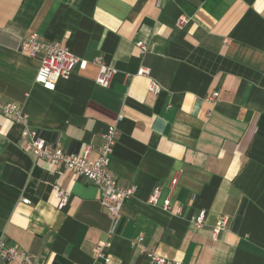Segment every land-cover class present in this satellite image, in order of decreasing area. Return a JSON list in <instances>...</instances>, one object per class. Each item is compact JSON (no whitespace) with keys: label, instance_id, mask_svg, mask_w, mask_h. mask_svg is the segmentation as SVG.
<instances>
[{"label":"crops","instance_id":"obj_1","mask_svg":"<svg viewBox=\"0 0 264 264\" xmlns=\"http://www.w3.org/2000/svg\"><path fill=\"white\" fill-rule=\"evenodd\" d=\"M180 16L190 18L184 28ZM31 36L61 43L86 67L45 89L36 83L43 55L21 49ZM98 57L117 70L109 88L96 83ZM143 66L158 95L138 75ZM0 102L23 108L54 148H92L90 162L116 127L111 171L137 188L106 263L97 246L113 224L98 188L25 152L23 126L0 114V240L36 264H151L143 248L179 264H264V0H0ZM54 185L70 194L63 209ZM169 197L171 212L161 207ZM203 210L197 229L191 219Z\"/></svg>","mask_w":264,"mask_h":264},{"label":"built area","instance_id":"obj_2","mask_svg":"<svg viewBox=\"0 0 264 264\" xmlns=\"http://www.w3.org/2000/svg\"><path fill=\"white\" fill-rule=\"evenodd\" d=\"M189 22L190 18L180 16L177 20V26L179 28H184ZM137 45L141 55L145 56L148 52L147 45L142 42H139ZM21 49L32 57H36L40 54L43 55L36 77V83L50 91L56 89L58 80H68L77 66L84 68L87 65L86 62L81 63L80 59L73 54L69 48L62 46L61 43L56 41L41 43L36 36L25 38L21 44ZM94 64L100 69V74L96 79V83L103 88H109L114 76L117 74V70L106 63L101 57L96 58ZM138 75L146 76L151 79L150 91L153 94L158 95L162 91V86L159 82L151 77V70L149 68L144 66L141 67ZM219 95V91L213 93L208 98V101H217ZM0 114L15 120L23 126V139L26 140L23 146L25 152L31 153L38 159L45 160L50 164L61 165L74 172L77 176L88 179L98 188L100 192V204L111 217L113 226L108 233L109 239L98 244L97 252L99 257L104 258L105 262L109 263L110 256L106 254V250L112 245L110 238L114 235L115 229L119 224L125 203L134 196L137 190L135 185H119L110 168L111 159L118 139L117 128L109 127L107 132L103 134L102 137L104 142L98 151V157L94 162H90L89 156L92 148H87L84 156L68 154L62 149L54 148L40 136L37 130L31 128L29 115L19 105L0 102ZM178 184L179 175L176 174L170 182V195L173 194ZM53 191L56 198L59 199V208L63 209L66 207L70 199V194L61 189L58 185L53 186ZM160 194L161 189H156L154 194L150 197L149 203L154 206L159 205ZM22 201L25 204L30 203L28 198H23ZM161 207L164 211L171 212L173 210L171 197L167 198ZM176 213H180V211L177 210ZM206 216L207 212L203 210L191 219V223L197 229H202L206 222ZM226 228V219L217 222L213 227V238L216 239ZM139 242L140 240L133 241V245L135 246ZM142 252L146 255L151 264H179L159 256L153 249L143 248ZM0 260H5L7 262L21 260L24 264H36L29 254L20 252L18 248L10 246L3 240H0Z\"/></svg>","mask_w":264,"mask_h":264}]
</instances>
